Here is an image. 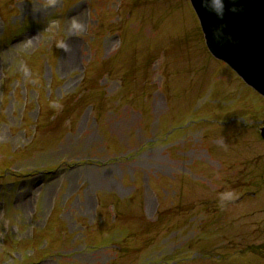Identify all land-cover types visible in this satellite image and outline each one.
<instances>
[{
  "label": "rangeland",
  "instance_id": "rangeland-1",
  "mask_svg": "<svg viewBox=\"0 0 264 264\" xmlns=\"http://www.w3.org/2000/svg\"><path fill=\"white\" fill-rule=\"evenodd\" d=\"M263 126L190 0H0V264H264Z\"/></svg>",
  "mask_w": 264,
  "mask_h": 264
},
{
  "label": "water",
  "instance_id": "water-1",
  "mask_svg": "<svg viewBox=\"0 0 264 264\" xmlns=\"http://www.w3.org/2000/svg\"><path fill=\"white\" fill-rule=\"evenodd\" d=\"M190 1L212 55L264 97V0Z\"/></svg>",
  "mask_w": 264,
  "mask_h": 264
},
{
  "label": "clouds",
  "instance_id": "clouds-1",
  "mask_svg": "<svg viewBox=\"0 0 264 264\" xmlns=\"http://www.w3.org/2000/svg\"><path fill=\"white\" fill-rule=\"evenodd\" d=\"M222 3H223V0H222Z\"/></svg>",
  "mask_w": 264,
  "mask_h": 264
}]
</instances>
